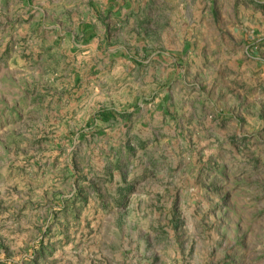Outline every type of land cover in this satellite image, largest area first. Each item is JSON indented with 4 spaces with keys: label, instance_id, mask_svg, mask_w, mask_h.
Segmentation results:
<instances>
[{
    "label": "rangeland",
    "instance_id": "374dc122",
    "mask_svg": "<svg viewBox=\"0 0 264 264\" xmlns=\"http://www.w3.org/2000/svg\"><path fill=\"white\" fill-rule=\"evenodd\" d=\"M42 2L0 1V264H264V0Z\"/></svg>",
    "mask_w": 264,
    "mask_h": 264
},
{
    "label": "crops",
    "instance_id": "0c3cea01",
    "mask_svg": "<svg viewBox=\"0 0 264 264\" xmlns=\"http://www.w3.org/2000/svg\"><path fill=\"white\" fill-rule=\"evenodd\" d=\"M3 4L4 7H7V11L11 13V15H13L11 18L8 19V21L6 20V25H8L10 27V29L8 30V35L6 38L8 39H11L12 35H13V29H15V27H17V35L22 37L25 35L24 31H25V27L26 24L25 22H22L21 26L18 27L17 24H18V21L17 22H14L13 20H11L13 17H15L17 15V18L18 17L20 19H28V17H30L31 14H34L37 10V8H33L31 9L32 7L30 5H27L26 4V1L27 0H0ZM49 1V6L51 7L52 3H54V9L58 6V5H61V9H60V12L64 15H67L68 12H71L69 10V7L66 5V2L65 0H43L42 2V5L46 4V2ZM95 2V0H89V2ZM111 1V6L108 7L109 10L111 11H114L115 15L118 17L119 15H125L127 16L128 15V12H131L129 13V15L132 14V17H136L135 15H138L139 17H144V18H148V19H152V16L148 13H146L145 15L141 14V12L139 14H137V12L139 11H131L132 8H133V4H126V0H110ZM64 2V3H63ZM121 2V3H120ZM149 0H145V3H148ZM125 5H128L130 6L129 9H127V7ZM146 6H150V3L148 5H145V7L143 8H148ZM168 5H166L167 7ZM45 7V6H44ZM112 8V9H111ZM184 8V7H183ZM45 10H47L46 8H43L41 10H39L40 13H43L45 12ZM184 10V9H182ZM50 12V11H49ZM106 12V10H105ZM51 13V12H50ZM49 13V15H50ZM67 13V14H66ZM41 16V14H40ZM63 22V21H62ZM29 24V23H28ZM81 25V22L79 23ZM31 25V24H30ZM56 25V24H55ZM86 26L87 28L85 27L83 29V37L85 39H89L91 38L93 35L95 34H98V31L94 28V23L93 22H86ZM88 26H90L91 28H89ZM12 28V29H11ZM59 29H62V26L60 27H57ZM44 29V26H40V29H39V32H42V30ZM10 41V40H9Z\"/></svg>",
    "mask_w": 264,
    "mask_h": 264
}]
</instances>
